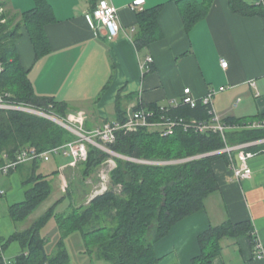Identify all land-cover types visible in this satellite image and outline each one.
I'll return each instance as SVG.
<instances>
[{
	"label": "crops",
	"instance_id": "crops-1",
	"mask_svg": "<svg viewBox=\"0 0 264 264\" xmlns=\"http://www.w3.org/2000/svg\"><path fill=\"white\" fill-rule=\"evenodd\" d=\"M0 1L12 27L21 23L15 50L34 93L65 103L66 115H82L86 129L117 120L118 103L127 114L139 102L150 106L179 101L186 87L196 99L213 91V106L222 119L264 115V20L232 13L228 0H213L206 15L188 28L176 0H108L118 13L120 29L116 37H110L104 26L88 18L92 12L90 0H45L50 7L43 24L47 48L39 54L22 21L23 12L33 9L35 0ZM134 1L141 2L142 10L162 5L158 15L161 36L141 50L134 43L138 11L129 8ZM147 55L153 62L144 72L141 63ZM222 59L227 62L225 67ZM28 162L7 173H18L23 200L28 174L35 170L47 175L51 185L55 179L57 185L61 182L57 176H61L67 160L54 156L38 168ZM248 164L252 169L250 178L235 181L223 157L212 162L219 189L205 198L201 210L176 222L153 244L158 258L155 264H192L201 252L199 234L227 220L249 222L264 243V152L254 155ZM58 187L61 194L57 200L69 201L62 186ZM5 194L3 191L0 196L1 255L14 261L23 248L19 241L9 240L10 236L28 229L36 219H29L30 214L22 221H13L9 207L17 202L2 200ZM69 208L70 201L54 216L52 240L50 233H43L41 228L46 253L53 255L66 237L63 245L68 264H110L85 246L79 230L64 234L59 228L57 216ZM220 245L209 264H264V259L253 257L247 235L224 237Z\"/></svg>",
	"mask_w": 264,
	"mask_h": 264
},
{
	"label": "trees",
	"instance_id": "trees-1",
	"mask_svg": "<svg viewBox=\"0 0 264 264\" xmlns=\"http://www.w3.org/2000/svg\"><path fill=\"white\" fill-rule=\"evenodd\" d=\"M97 0H90L91 11ZM213 0H176L178 10L186 28L204 17ZM232 13L240 16H260L264 20V0L247 3L244 0H228ZM0 6L4 7L0 1ZM161 4L137 12L138 32L134 43L138 50L147 47L160 36L158 15ZM50 7L45 0H35V7L23 12L32 43L39 54L46 51L47 41L43 24L49 16ZM18 23L12 27L6 14H0V96L11 104L22 103L50 114L65 117V103L38 97L27 78L16 54L15 42L20 36ZM180 101V100H179ZM177 102L166 114L178 120H208L212 107L197 99L194 106ZM168 103L164 104L167 105ZM143 106L158 110L161 105ZM133 108V109H135ZM117 121L123 122L126 114L117 104ZM223 119L228 124L242 125L254 119ZM264 137V130L257 128L229 129L225 131L228 144L255 141ZM74 138L68 130L48 117L25 110L0 107V164L2 154L10 159L23 149L34 148L38 152L59 146ZM224 141L218 132L184 131L176 128L172 134L161 135L155 129L140 128L136 132L118 131L116 140L108 148L128 157V161L116 158L117 167L112 171L113 184L121 185L117 193L112 187L91 198L82 210L69 208L57 216L58 226L64 234L74 230L82 233L85 246L95 251L97 256L110 264H155L158 260L153 244L164 237L178 221L201 210L205 198L219 189L212 162L224 154H206L223 147ZM248 150L264 152V145H252ZM203 155L194 159L184 158ZM110 154L89 145L87 159L80 164L95 166ZM176 160L168 165L139 163L138 160ZM39 167L41 160L29 161ZM28 162V163H29ZM19 164L16 168L20 165ZM36 168V170H37ZM24 184L25 199L9 207L13 221L19 222L30 215L49 195L52 185L47 175L36 173L27 175ZM49 207L33 224L24 231H15L9 240H17L23 248L14 264H68L69 257L60 241L57 251L48 255L44 239L40 235L42 226L54 215ZM56 216V214H55ZM103 217V219H100ZM99 222V223H97ZM253 228L249 222L232 223L227 220L220 225H210L198 236L200 255L192 259V264H209L219 253L220 241L224 237L247 235L253 245ZM0 264H4L0 256Z\"/></svg>",
	"mask_w": 264,
	"mask_h": 264
},
{
	"label": "built area",
	"instance_id": "built-area-1",
	"mask_svg": "<svg viewBox=\"0 0 264 264\" xmlns=\"http://www.w3.org/2000/svg\"><path fill=\"white\" fill-rule=\"evenodd\" d=\"M140 5V1H134L129 4V8L134 11H141L142 8ZM3 12L4 7L0 6V14ZM88 18L93 21L95 20L104 26L110 37L117 36L120 29L118 13L116 7L110 4L108 0H97L95 8ZM152 62V56L147 55L141 63L142 70L144 72L149 71L151 69ZM221 65L225 67L227 62L222 59ZM213 94V91H208L206 95L198 98L201 99L203 103L209 104L212 107V116L208 120L203 121H196L193 119L176 120L166 114L167 109L171 105H175L178 101H169L167 105L159 106L157 111L140 106L139 108L132 109L128 112L123 122H119L117 120L105 122L93 129H86L84 127L83 116L80 114H68L65 117L55 115V118L44 115L68 130L71 134H73L74 138L59 146H54L42 152H38L34 148L23 149L12 159L3 153L1 156L2 163L0 164V172L7 174L15 169L19 164L26 163L34 159L45 162L49 161L54 156L67 158L69 159L68 164L70 166H75L87 159L89 145L98 147L108 153H114L107 145L115 142L116 133L118 131L128 132L134 129L148 128L159 131L161 135H169L172 134L176 128H182L184 131L193 130L201 133L218 132L224 141L223 147L206 154H224L228 160V168L231 178L235 181L249 179L252 174V169L250 168L248 161L257 153L248 150V147L252 145H264V137L255 141L231 145L225 140V131L240 128H257L264 130V118L254 119L242 125L228 124L215 112L213 108ZM196 100L197 99L191 95L190 88L186 87L183 89L182 97L179 102L194 106ZM0 103L8 104H0V107H16L5 101L1 96ZM201 156L203 155H200V157ZM2 194L3 191H0V196ZM252 236L254 237L253 257L255 259H264V243L260 240L254 230L252 232ZM0 256L2 257L1 246ZM2 260L4 264H14L13 261L6 260L3 257Z\"/></svg>",
	"mask_w": 264,
	"mask_h": 264
},
{
	"label": "rangeland",
	"instance_id": "rangeland-1",
	"mask_svg": "<svg viewBox=\"0 0 264 264\" xmlns=\"http://www.w3.org/2000/svg\"><path fill=\"white\" fill-rule=\"evenodd\" d=\"M5 11V10H4ZM4 13V12H3ZM8 105L7 103H0ZM12 109H22L37 115H47L50 117H54L55 115L44 111L43 109H36L34 107L24 105L22 103L12 104ZM214 108V106H213ZM215 110V109H214ZM216 112V111H215ZM217 113V112H216ZM218 114V113H217ZM58 116V115H57ZM56 116V117H57ZM46 117V116H45ZM55 118V117H54ZM138 129H134L128 131L126 133L136 132ZM110 155L107 157L105 161L99 163L95 166H88L85 164H77L75 166H70L69 159L66 158L67 163L64 168L61 170L60 175L57 177H61V182H57L56 180H52V189L47 196V198L42 202L38 207H36L29 219L34 218L38 219L49 207H51L55 202H57L53 207V216L42 226L43 233H48L50 239L52 240V232L55 227V214L59 212V210L64 209L69 201L71 208L77 209V211H82L89 203L91 198L96 194L102 193L105 190L114 187L113 189L118 193L120 191L121 185L119 183L113 184L114 180L112 177V171L117 167L116 158L122 159V161H128V157L122 154L117 153H109ZM200 157L199 154L192 155L190 157L184 158L186 161L189 159H194ZM139 163L151 164V165H168L170 163L178 162L176 160H138ZM53 161L49 162L52 163ZM47 163V164H49ZM8 174L0 173V190L6 192V194L2 197L4 201L18 202L23 200V189L21 188L20 179L18 173L7 176ZM57 186V188H56ZM62 186V193L69 195V201L67 198L63 200H57L58 196L61 194L59 187ZM25 188V187H24ZM47 208V209H46ZM46 209V210H45ZM100 219H103L101 217ZM99 223V222H97ZM55 231V230H54ZM55 233V232H53ZM80 233V232H79ZM55 235V234H54ZM54 237V236H53ZM60 234L58 235L57 241L60 239ZM66 238V237H65ZM65 238L62 239L63 243ZM56 241V242H57ZM50 248V246H49Z\"/></svg>",
	"mask_w": 264,
	"mask_h": 264
}]
</instances>
